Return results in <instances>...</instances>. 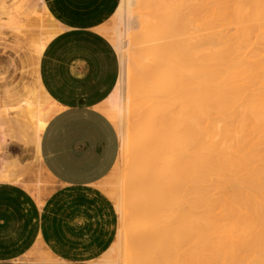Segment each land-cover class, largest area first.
Wrapping results in <instances>:
<instances>
[{
    "label": "bare ground",
    "instance_id": "6f19581e",
    "mask_svg": "<svg viewBox=\"0 0 264 264\" xmlns=\"http://www.w3.org/2000/svg\"><path fill=\"white\" fill-rule=\"evenodd\" d=\"M193 1L120 0L113 33L105 28L102 32L120 61L118 84L105 112L116 122L126 169L122 174L115 167L111 181L122 190L109 192L120 219L117 247L123 254L117 252L123 260L113 257L112 247L101 264H264V155L256 159L254 150L257 138L264 137V60L250 66L244 60L243 65L237 59L236 37L227 34L226 39L209 20L217 16L226 21L223 25L236 22L241 26L237 37L242 35L239 41L244 43L242 38L251 32L247 24L264 20V0H210L201 7L204 2ZM40 12L43 24L34 39L38 52L58 32L42 4ZM134 24L143 30L136 36L150 44L162 42L143 49L150 65L140 53L130 63L123 38L132 40ZM226 42L230 44L224 47ZM221 45L223 50H217ZM242 77L257 82V96L254 91L249 96L250 90L238 84ZM129 101L146 108L131 124V137L126 131ZM53 105L35 89L16 107L0 109V124L16 112L10 120L16 126L15 138L26 148L24 163L32 161L30 154L37 156ZM223 121L227 126L221 127L222 139L232 133L233 146L227 138L229 147L215 142L217 123ZM244 133L256 138L252 142L257 146ZM8 138L15 142L11 135L0 138V173L6 166L23 165L6 153ZM16 182L14 178L11 183ZM210 188L221 196H212Z\"/></svg>",
    "mask_w": 264,
    "mask_h": 264
},
{
    "label": "crops",
    "instance_id": "0c3cea01",
    "mask_svg": "<svg viewBox=\"0 0 264 264\" xmlns=\"http://www.w3.org/2000/svg\"><path fill=\"white\" fill-rule=\"evenodd\" d=\"M41 4L58 32L38 52ZM119 4L0 0L10 30L24 37L30 51L19 67L12 62L4 70L14 72L4 85L6 105L0 94V109L16 107L35 89L54 104L38 140L43 187L24 182L35 163H24L26 148L15 138L17 131L10 134L15 142L7 139L6 153L23 165L16 168L18 182L0 181V264H101L113 247L118 212L105 188L119 160L120 140L105 108L118 84L120 61L102 32Z\"/></svg>",
    "mask_w": 264,
    "mask_h": 264
},
{
    "label": "rangeland",
    "instance_id": "374dc122",
    "mask_svg": "<svg viewBox=\"0 0 264 264\" xmlns=\"http://www.w3.org/2000/svg\"><path fill=\"white\" fill-rule=\"evenodd\" d=\"M200 2L199 0H195V1H193L192 2V5H195L194 4V2L196 3V2ZM201 2H204V4L203 3H200L199 5H200V7H201V4H202V6H205L206 4L208 5L209 3H210V0H204V1H202L201 0ZM197 5V4H196ZM228 12L230 11L229 10V8L228 9H226ZM5 11H3V10H0V25H1V29H0V70H1V72L3 73L2 75H3V79L1 80V82H0V94L2 95V105L3 104H5L6 105V103H7V98H6V96L4 95V91H5V87H4V85H6V83H8V81L11 79V77H12V75H13V68H10V70L8 71V72H4V70L5 69H7V67H8V65H9V63H15L18 67L20 66L19 65V62H20V60L22 59V58H24V57H26V56H28L29 54H30V51L28 50V48L26 47V44H25V42H24V37L23 36H17L15 33H13L11 30H10V28H9V22H7V19H6V17H5ZM197 14V15H196ZM195 15L199 18V19H201V18H203L204 20H205V17L203 16V15H198V13H196ZM195 17V16H194ZM197 17H195V19L197 18ZM215 17V18H214ZM217 16H212V18L211 19H209L210 21H211V23H212V26H214V28H215V30H217V32H220V31H222L221 33H219L220 35H222V36H224L226 39H228V35H229V38L231 37V38H235L236 37V39H237V41H236V44L238 45V51H237V53H239L238 54V56L239 57H241V58H237L238 60H240L239 62H241L242 61V64L244 63V60L246 61L244 64L247 66V63H248V66H250V64H252V65H255L256 64V62L257 63H259L260 61H262L263 62V60H264V25H263V23H264V20L263 19H261V20H258V22L259 23H257V21L255 20V21H253V22H249V24H247V23H244V25L245 24H247V27L248 28H251V32L250 31H248L249 33L248 34H246L245 36L246 37H244V38H242V40L243 41H241V42H244V43H240V41H239V39L242 37V35L239 37H237V34L238 35H240L239 34V28L238 27H241V26H239L236 22H233V21H231L232 23H230V22H228V23H226V25H223V22H224V24H225V22L226 21H224V20H222V18H216ZM213 19V20H212ZM151 21V20H150ZM149 21V22H150ZM154 20H152V24L151 25H153L154 24V22H153ZM199 20L197 19V22H198ZM203 21V20H202ZM261 21V22H260ZM197 22H196V24H197ZM200 22H198V24H199ZM233 23H235V24H237V25H233ZM254 23H256L255 25H254ZM118 24V21L116 20V17L115 16H113L112 17V19L106 24V32H107V34H112L113 33V30H114V28H115V26ZM197 24V25H198ZM201 24V23H200ZM231 24V25H230ZM258 24V25H257ZM241 25H243V24H241ZM252 25V26H251ZM225 26V27H224ZM231 26V27H230ZM251 26V27H250ZM254 26V27H253ZM152 27V26H151ZM236 27V28H235ZM244 27V26H243ZM261 27H262V29H261ZM261 31H260V30ZM212 30V29H211ZM214 30V31H215ZM231 30V31H230ZM257 30V31H256ZM213 31V30H212ZM213 31V32H214ZM137 32H139L140 34L143 32V30L142 29H139V26L137 25V24H134L133 25V27H132V30L130 31V34H133V36H132V40L131 41H128V38L127 37H124L123 38V42H125V47H126V49L127 50H129V53L127 52V54H128V57L131 59L130 60V63H131V61H133L132 60V58L135 56V55H139V53L142 55V57H143V54H142V52H144V51H146V50H143L145 47H149V44H150V42H146V41H144L143 39H142V37L139 35V36H136L135 35V33L136 34H138ZM216 32V31H215ZM216 32V33H217ZM215 33V34H216ZM228 34V35H227ZM251 34H253L252 36H251ZM255 34V35H254ZM236 35V36H235ZM232 36H234V37H232ZM18 39H17V38ZM26 39V38H25ZM109 39V38H108ZM110 40V39H109ZM247 40V41H246ZM261 40V41H260ZM228 41V40H227ZM110 42L112 43V41L110 40ZM155 43L154 44H150V45H158V44H160V43H162V42H160V41H154ZM230 42V41H229ZM149 43V44H148ZM148 44V45H147ZM230 43H228L227 44V42L225 43V44H223V45H225L224 47H226V46H228ZM248 45V46H246V45ZM243 46H246V47H243ZM223 48V46L221 45V47H219V48H217V50L219 49V50H223L222 49ZM146 49V48H145ZM240 50V51H239ZM130 51H131V53H130ZM141 55H140V57H141ZM260 56H261V58H260ZM263 56V57H262ZM132 57V58H131ZM139 57V59L137 58V56L135 57V58H137V61L138 62H140V63H142V64H144L145 65V63H143V62H141V58ZM234 57L236 58L237 56H235V54H234ZM233 57V58H234ZM144 58H145V54H144V57H143V60H144ZM234 58V59H235ZM263 58V59H262ZM148 58H145V60H147ZM247 59V60H246ZM238 60H236V61H238ZM149 59L147 60V61H145L146 63H147V65H150L151 63H152V61L150 60L149 62ZM249 61V62H248ZM252 61V62H251ZM238 62V63H239ZM254 62V63H253ZM250 63V64H249ZM243 64V65H244ZM251 65V66H252ZM240 69V68H239ZM239 69H236L237 71L239 70ZM235 70V71H236ZM234 71V70H233ZM236 71V72H237ZM16 74H18V76H16L17 77V80H18V78H19V75H20V71H17L16 72ZM241 79V78H240ZM238 80V84H240V85H242V86H246L245 88H246V90H247V88L250 90H247V91H249V96H250V92H253L252 93V95H255V96H257L258 95V90H256V88L254 87V85L253 84H255V85H257V82L256 83H253V84H250V83H248L245 79L243 80V77H242V81L241 80ZM241 82H244V83H241ZM133 85L134 84H131V86H130V88H134L133 87ZM252 86V87H251ZM258 86V85H257ZM256 86V87H257ZM254 87V89H252ZM129 88V87H128ZM258 91V92H257ZM256 93H257V95H256ZM255 96H253V97H255ZM134 100V99H133ZM135 101V100H134ZM128 105L129 106H127L128 108V110H127V120H126V122L128 121V127H126L127 129H126V131L128 130L129 132V136L131 137L132 136V130H131V128H132V126H131V124H134L135 122H137V121H139L138 120V118L140 119L141 117H142V115L144 114V112H145V110H146V108L145 107H142V106H139L137 103H135V102H133V101H129V103H128ZM106 106H107V104H106ZM137 116H138V118H137ZM12 118V116H7V117H3V120H4V122L3 123H1L0 124V138L2 137V136H6V137H9V135L10 134H12L13 132H15V123L13 122V121H11L10 119ZM224 119H225V117H223ZM223 118H220V119H222L223 120ZM111 119V118H110ZM227 119H229V118H227ZM219 120V119H218ZM111 121L114 123V125H115V127H116V130H117V125H116V122L114 121V120H112L111 119ZM228 120H226V122H227ZM232 121V120H231ZM225 122L223 121V123H217V127L220 129L219 130V132H218V135L215 137V142H218L219 144H221V145H223V146H226V145H228V141H231V140H233V139H235V136L233 135L232 136V133L231 134H229L228 135V137H226L227 138V140L228 141H225V139H222V138H224L223 137V130L224 129H226V128H224V126H227L226 125V123H225V125L223 126V124H224ZM228 123H230L229 121H228ZM131 126V127H130ZM221 127H223L224 129H222L221 130ZM131 131V132H130ZM225 131V130H224ZM131 134V135H130ZM246 134V135H245ZM244 137H246V139L248 140V141H250L251 142V144L252 145H256L257 146V144L259 145V146H257V148H255L254 150L256 151V159H259L260 158V160H261V157L259 156L260 154H261V156H262V154L264 155V137H261L260 138V140L257 138V140H258V142L260 143H258L257 141H256V138H255V140L253 139L254 137L253 136H251V135H249L248 133H244ZM256 141V143L257 144H255V142L253 143L252 141ZM234 141V140H233ZM232 142V141H231ZM230 142V143H231ZM230 143H229V145L228 146H226V147H229L230 146ZM233 144V142L231 143V145ZM233 146V145H232ZM255 146H253V148H254ZM6 148V147H5ZM121 150V149H120ZM236 151V149H234L233 148V152H235ZM259 153V154H258ZM0 154H1V146H0ZM22 154V153H21ZM233 154H236V152L235 153H233ZM121 155V153L119 154V160H118V163H117V165H116V169H115V171H117V172H124V170L126 169V163H125V161H124V157H121L120 156ZM30 156H32V162L33 163H35L33 166H32V168L30 169V170H27L24 174H23V179H24V182H26L27 184H31V185H34V184H37V183H39V184H41L42 185V187H43V185H44V181H43V179H44V175H43V172H42V170H41V168L38 166V163H37V158H36V156L35 155H33V154H30ZM259 157V158H258ZM264 157V156H263ZM262 157V158H263ZM256 161H258V160H255V162ZM258 164V163H257ZM132 166V165H131ZM2 168V166H1V164H0V169ZM123 172H122V174H123ZM12 174L14 175V176H12ZM12 176V177H11ZM113 177V176H112ZM14 178H16V169L14 168V167H11V166H6L4 169H3V172L2 173H0V181L1 182H8V183H11L12 182V180L14 179ZM117 184V182L116 181H111V183H110V188H109V186H107L106 188H105V192H106V194L108 195L109 194V192H110V190L112 191L113 189L115 190L116 189V191H119V192H121V188L120 187H118V185H116ZM130 184H132V182H130ZM208 185V184H207ZM118 187V188H117ZM210 189H212V193H211V195L213 196H216V197H219V196H221V195H217V194H215V189L213 190V188H210ZM217 190V189H216ZM115 191V192H116ZM220 193L221 191H217V193ZM248 192V191H247ZM42 193V192H41ZM41 193L39 194V196L41 195ZM123 194L124 195H127L128 194V192H123ZM130 194H131V192H130ZM221 194V193H220ZM37 195V194H36ZM129 195V194H128ZM38 195H37V197H39ZM108 197L110 198V194L108 195ZM111 199V198H110ZM114 200V199H113ZM113 200L111 199V201H112V203H113ZM114 202H115V200H114ZM114 204V203H113ZM220 212H216L215 214L217 215V214H219ZM118 215V214H117ZM121 228V224H120V219H119V215H118V229H117V232H118V230ZM116 232V233H117ZM233 235V234H232ZM112 246L113 247H115L116 248V251L114 252V254H113V257H117L116 259H118V260H121L122 258H123V256H122V254H123V249H121L122 250V254H120V252H121V250H119V247H117V237H115V240H114V242H113V244H112ZM117 250L118 251H120V252H117ZM117 254H119L120 256H117ZM120 257H122L121 259H119ZM102 258H104V256L102 257ZM123 260V259H122ZM120 264H122L121 263V261H120Z\"/></svg>",
    "mask_w": 264,
    "mask_h": 264
}]
</instances>
